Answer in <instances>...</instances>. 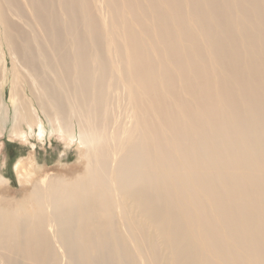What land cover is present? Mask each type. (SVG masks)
<instances>
[{
  "label": "bare ground",
  "instance_id": "obj_1",
  "mask_svg": "<svg viewBox=\"0 0 264 264\" xmlns=\"http://www.w3.org/2000/svg\"><path fill=\"white\" fill-rule=\"evenodd\" d=\"M8 56L0 264H264V0H0L4 116Z\"/></svg>",
  "mask_w": 264,
  "mask_h": 264
},
{
  "label": "rangeland",
  "instance_id": "obj_2",
  "mask_svg": "<svg viewBox=\"0 0 264 264\" xmlns=\"http://www.w3.org/2000/svg\"><path fill=\"white\" fill-rule=\"evenodd\" d=\"M8 62V78L5 77L6 79L1 91L2 107L6 109L8 115L4 116V113L0 114V126L2 128L0 133V147L3 149L5 155L6 167H4V173L9 181V185L6 187V190H0V207L5 204L4 202L13 203L23 197L25 191H23V188L19 184L14 166L18 160L29 156L30 151L11 136L15 108L10 99L12 89L11 80L13 76L10 75L11 65L9 56ZM125 115L126 114H124V118ZM30 140L34 144V146L31 147L34 148L37 156L39 157L42 155L41 161L48 167V171L60 173L62 169L59 167L61 161L58 154H60V151H63L62 146H64V144L52 134L48 121H46V134L43 140H39L38 135L36 137H31ZM76 146H78V144L72 145L68 152V157L65 158L66 161L64 163H66V168L79 166V152ZM33 148L31 150H33ZM59 170L61 171L59 172Z\"/></svg>",
  "mask_w": 264,
  "mask_h": 264
}]
</instances>
